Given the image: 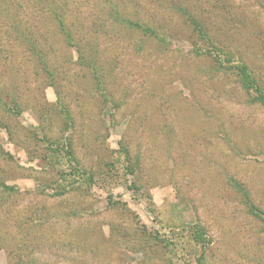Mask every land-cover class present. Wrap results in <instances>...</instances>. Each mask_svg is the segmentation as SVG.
<instances>
[{
    "label": "rangeland",
    "instance_id": "rangeland-1",
    "mask_svg": "<svg viewBox=\"0 0 264 264\" xmlns=\"http://www.w3.org/2000/svg\"><path fill=\"white\" fill-rule=\"evenodd\" d=\"M242 65L264 0H0V264H264Z\"/></svg>",
    "mask_w": 264,
    "mask_h": 264
},
{
    "label": "trees",
    "instance_id": "trees-1",
    "mask_svg": "<svg viewBox=\"0 0 264 264\" xmlns=\"http://www.w3.org/2000/svg\"><path fill=\"white\" fill-rule=\"evenodd\" d=\"M49 9H50L52 16H55L56 21H59L58 26L60 27V31H61L63 29V22L58 18V14L53 9L52 2H51V7H47V11ZM121 22L125 25L133 27L134 29H139V30L145 29L138 22H132V21L127 20V19H123V20H121ZM192 24L195 25L194 22H192ZM62 33L64 34L65 41L69 42L70 41L69 34L65 33V31H63ZM156 38L158 40L162 41V39L159 38L157 35H156ZM32 50L34 51L35 54H37L39 52V50H34V48H32ZM37 60L40 64H42L43 60H42L41 56H39V58ZM42 67H43V69H47L45 64ZM235 68L237 69V66ZM238 70L241 74V78H239L241 86L246 90L248 97H251V100L258 101L262 106H264V89L262 87H260V85L257 83V81H255V79L251 76V74L247 73L245 66H243V65L238 66ZM5 98H7V96H2V93H0V106H2V102H3V100H5ZM17 114H19V111L17 112ZM68 154H70V151L65 152V156H67ZM65 180L68 181L67 179H65ZM88 180H92V177L90 176ZM77 183H79V182L77 181ZM81 185L82 184H79V187ZM1 187H2V183H0V188ZM61 187H63V186H61ZM8 189H10V188H8ZM73 190H75V189H73ZM56 193L62 194V192L60 190H57ZM191 229H194L197 232L196 229H198V227H194ZM194 241H196V240H194ZM197 243H199V242H197Z\"/></svg>",
    "mask_w": 264,
    "mask_h": 264
}]
</instances>
